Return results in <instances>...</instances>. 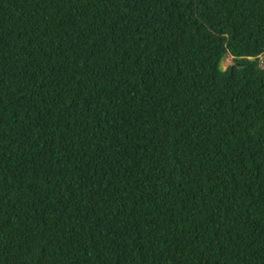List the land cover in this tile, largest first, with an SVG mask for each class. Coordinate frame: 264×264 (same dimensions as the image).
I'll return each mask as SVG.
<instances>
[{"label": "trees", "instance_id": "16d2710c", "mask_svg": "<svg viewBox=\"0 0 264 264\" xmlns=\"http://www.w3.org/2000/svg\"><path fill=\"white\" fill-rule=\"evenodd\" d=\"M0 264H264V0H0Z\"/></svg>", "mask_w": 264, "mask_h": 264}, {"label": "rangeland", "instance_id": "374dc122", "mask_svg": "<svg viewBox=\"0 0 264 264\" xmlns=\"http://www.w3.org/2000/svg\"><path fill=\"white\" fill-rule=\"evenodd\" d=\"M233 64H235L234 58L230 54H227L225 59L222 61L221 65L224 69H227L228 67L232 66Z\"/></svg>", "mask_w": 264, "mask_h": 264}]
</instances>
